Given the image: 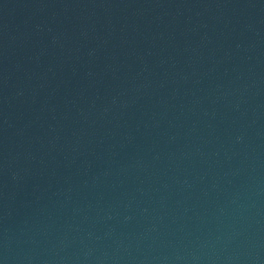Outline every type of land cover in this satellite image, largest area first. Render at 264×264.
I'll use <instances>...</instances> for the list:
<instances>
[{
	"label": "water",
	"instance_id": "obj_1",
	"mask_svg": "<svg viewBox=\"0 0 264 264\" xmlns=\"http://www.w3.org/2000/svg\"><path fill=\"white\" fill-rule=\"evenodd\" d=\"M0 264H264V127L1 198Z\"/></svg>",
	"mask_w": 264,
	"mask_h": 264
}]
</instances>
